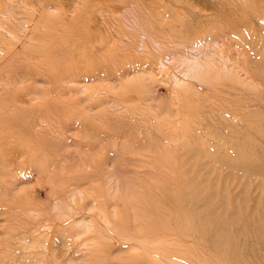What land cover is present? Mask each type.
Wrapping results in <instances>:
<instances>
[{"label": "rangeland", "instance_id": "rangeland-1", "mask_svg": "<svg viewBox=\"0 0 264 264\" xmlns=\"http://www.w3.org/2000/svg\"><path fill=\"white\" fill-rule=\"evenodd\" d=\"M149 1L0 11V264H264V0Z\"/></svg>", "mask_w": 264, "mask_h": 264}, {"label": "bare ground", "instance_id": "bare-ground-1", "mask_svg": "<svg viewBox=\"0 0 264 264\" xmlns=\"http://www.w3.org/2000/svg\"><path fill=\"white\" fill-rule=\"evenodd\" d=\"M8 1H10V5H11V7H10V9H8V7H7V5L5 4V3H1L0 2V11H1V16L2 15H5V14H7V12H8V10H10V12H14V13H16L15 12V9L17 10V8H18V10H22V8H23V5H28L27 7L28 8H31V10L29 9L27 12H25V13H23V14H18V16L16 17V16H14V19H15V21L18 19H22V15H24V14H27L26 16H24L23 17V19L24 18H26L27 17V20L29 21V25L30 26H28V28L29 27H31V26H33L32 24H37L39 21H42V20H44V19H51V18H49V17H51V15L49 14V13H45V12H43L44 10H46V8H44L45 6H48V5H51L53 2H54V0H8ZM195 1H199V2H203V3H206L207 5H216L217 3H220V1L221 0H195ZM19 5H18V4ZM155 3H156V1H149L148 3H147V5H148V7L151 9V7L153 6V5H155ZM112 5V4H111ZM64 9H61V11H63ZM23 11V10H22ZM35 11V12H34ZM260 15L262 16V17H260V20L264 23V12L263 11H261V13H260ZM19 17V18H18ZM61 20L60 21H66L67 20V22H69V20H68V18H66V17H63L62 15H61ZM2 25H3V23H0V30H2ZM8 27V26H7ZM12 30H15V31H18V30H24V29H22V27L21 26H18V25H16V27H10L9 26V28H7V29H3L2 31L5 33V35H7V36H9L11 39H15L16 38V36H14L13 34H12ZM28 30V29H27ZM29 31V30H28ZM33 37H34V35L32 34V33H29L28 35H26L22 40L23 41H30V40H34L33 39ZM68 39V37H67V35H65V36H62V35H59L58 34V36H57V43H59V44H65L66 45V40ZM21 40V36L19 37V41ZM2 51H4V48L2 47L1 48V50H0V52H2ZM59 51L61 52V53H63V52H66V48H59ZM82 63V62H81ZM68 63H65V62H61V63H59L58 64V68L60 69L63 65H67ZM70 67H72V69H69L68 70V72L70 73L71 72V70H77V69H79V68H81L82 67V65H80L79 64V66L76 68V65H70ZM69 67V68H70ZM54 76L55 77H57V72H55L54 73ZM20 134H23V135H27L28 134V130L25 128V133H24V130H23V132L22 133H20ZM6 148L7 147H5V148H0V154H2V156H4V150H6ZM12 148H15V150L16 151H18V148H16L15 146L14 147H12ZM11 148V150H14V149H12ZM24 149V148H23ZM24 152H23V154L25 155V156H30V155H26L28 152H29V149L28 148H26L25 150H23ZM12 156H14L15 155V153H13V154H11ZM8 157V156H7ZM12 163V162H11Z\"/></svg>", "mask_w": 264, "mask_h": 264}]
</instances>
